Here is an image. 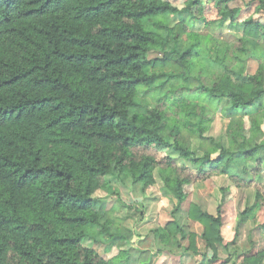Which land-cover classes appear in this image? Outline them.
Segmentation results:
<instances>
[{"label":"trees","instance_id":"1","mask_svg":"<svg viewBox=\"0 0 264 264\" xmlns=\"http://www.w3.org/2000/svg\"><path fill=\"white\" fill-rule=\"evenodd\" d=\"M187 14L209 29L242 25L243 38L228 43L189 34L196 40L188 48L168 49L154 28L178 33L156 19ZM260 39L264 0L242 8L228 0H0V264H115L125 254L121 221L114 210L97 209L95 194L118 193L109 178L131 180L144 194L157 187V175L177 202L173 220L153 232L164 242L187 239L175 216L197 183L213 176L232 181L216 216L193 203L187 212L204 227L209 263L229 264L219 257L226 246L223 208L232 190L252 186L264 171V65L255 75L240 68ZM153 50L158 57L151 59ZM171 80L187 83L171 92L181 95L180 112L182 95L192 89L209 102V109L193 110L196 122L171 126L162 110L168 93L157 105L140 101L145 88L161 95L156 85ZM254 105L255 115L237 119ZM217 111L232 123L216 139L206 127ZM255 201L264 206L262 188ZM258 229L264 233V223ZM190 237L186 251L199 256ZM102 239L121 254L105 260L83 245ZM263 257L245 263L262 264Z\"/></svg>","mask_w":264,"mask_h":264},{"label":"rangeland","instance_id":"2","mask_svg":"<svg viewBox=\"0 0 264 264\" xmlns=\"http://www.w3.org/2000/svg\"><path fill=\"white\" fill-rule=\"evenodd\" d=\"M212 1L214 0H202L204 5L211 4ZM228 1L229 6L235 8L242 7L248 0ZM156 22L167 24L168 27L175 29V33H178L176 38L175 34H167V31L163 29L154 28L161 38L166 39L168 49L176 45H179L182 50L188 48L196 40L189 34H198L200 37L212 34L216 40L228 43L236 42L243 38V26H233L230 24V21H226L223 26L215 29L207 28L204 19L199 20L188 14L159 18L156 19ZM207 42L208 38L205 37L203 44ZM200 50L203 53L204 47L202 46ZM251 50L254 58L251 56L247 62L240 65V68L243 69L242 73L246 75L259 73L261 67L264 65V59H255V57H262L261 54L262 52L264 53V41L260 39ZM149 57L151 59L158 57L157 51H151ZM204 66L205 68H214L206 64ZM190 82L192 85L197 84L193 80ZM186 84V82L176 80H171L165 85L157 84L156 87L161 90V95L153 92L158 89L145 88L140 96V101L149 103L150 105H157L160 96L168 93L167 95L170 98L167 99L162 110L168 112L170 120L173 121L170 122L171 126L180 120L196 122L199 120V117L192 116L193 110L209 109L210 105L203 96L198 98L199 95L192 89L193 93H184L182 95H185L186 100L183 107L185 112H180V108L183 105H177L176 97L180 98L181 95H173L171 92L178 90L181 85ZM227 105L228 100H222L220 103V107L223 108L227 107ZM257 111L258 109L255 105L247 107L239 112L237 119L253 116ZM231 123V119L226 115V111L223 113L217 111L213 122L206 127L207 135L216 139L222 138L228 132ZM184 132V138L187 141L189 140L188 133L187 131ZM157 178L159 180L157 187L146 191L144 194L133 186L131 180L123 185L113 178H109V180L112 187L118 193L108 194L100 190L95 194V198L99 202L97 205L98 210L103 209L107 211L108 209L114 210V208H119L115 209L114 216L118 220L119 218L121 220L117 227H119V234H122L124 237L125 254L116 264H152L153 261V264H178V261L174 259L176 256L181 258L182 264H210L207 257L212 255V253L210 251L207 252L205 242L201 238L204 227L194 222L187 212L189 205L193 203L199 205L202 210L216 216L217 208L223 198L222 189H231L233 185L232 181L226 176H213L210 179L197 183L189 201L183 206V211L175 216L178 223L183 227L187 239L180 240L178 236L179 241L164 242L160 238H157V236L155 237L153 232L156 229L164 228L168 222L173 220L172 213L176 208L177 202L172 195L165 191L158 175ZM259 188H262L264 192V171L260 177L254 180L252 186L232 190V199L223 208L224 226L222 234L226 246L219 248V257L222 260L228 259L229 264H247L245 263V258L254 257L264 252V237L261 238L262 236L259 234L260 230L258 229V226L264 223V206H258L255 201L256 192ZM99 206L103 207L100 208ZM247 209L249 210L248 221L242 224V214ZM190 235L196 236V247L201 252L199 256H192L186 251V248L190 247L192 241V238H189ZM83 245L96 250L105 260H109L120 254L117 248H113L111 253L106 252L107 241L97 243L92 240H85ZM116 247H118V244ZM111 249L107 250L111 251ZM261 259H263L262 264H264V257Z\"/></svg>","mask_w":264,"mask_h":264},{"label":"crops","instance_id":"3","mask_svg":"<svg viewBox=\"0 0 264 264\" xmlns=\"http://www.w3.org/2000/svg\"><path fill=\"white\" fill-rule=\"evenodd\" d=\"M249 1H250V0H248L247 3H248ZM245 4H246V3H245ZM244 6H245V5H243L242 7H244ZM242 7H235V8H242ZM115 209H119V208H114V213H115ZM108 210H109V209H108ZM110 210H113V209H110ZM115 217H116V216H115ZM117 219H118V218H117ZM119 221H121L120 218H119ZM259 234L262 236L261 238L264 237V233H263V232L259 231ZM261 238H260V239H261ZM102 241H106V239H102ZM113 248H117V249L120 251L119 253L121 254V249L119 248V246H118V247L113 246L112 249H111V251H107V248H106V252H110V253H111L112 250H113ZM263 250H264V248H263ZM120 254H119V255H120ZM119 255H117V256H119ZM117 256H114V257H112V258H115V257H117ZM122 257H123V256H122ZM122 257H121L120 259H122ZM112 258H110V259H112ZM110 259H109V260H110ZM174 259H175L176 261H178V264H182L181 258H180L179 256H176ZM153 262H154V261H153ZM153 262H152V264H153ZM116 263H117V262H116ZM116 263H115V264H116Z\"/></svg>","mask_w":264,"mask_h":264}]
</instances>
